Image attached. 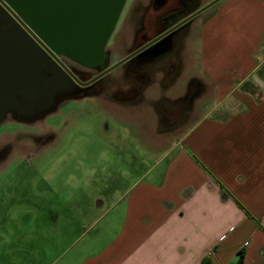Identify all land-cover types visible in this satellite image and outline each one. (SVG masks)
Returning <instances> with one entry per match:
<instances>
[{"label": "crops", "instance_id": "obj_1", "mask_svg": "<svg viewBox=\"0 0 264 264\" xmlns=\"http://www.w3.org/2000/svg\"><path fill=\"white\" fill-rule=\"evenodd\" d=\"M193 49L192 88L129 77L133 94L89 95L135 143H117L62 264H264V0L220 2ZM11 242L4 264H28V243Z\"/></svg>", "mask_w": 264, "mask_h": 264}, {"label": "rangeland", "instance_id": "obj_2", "mask_svg": "<svg viewBox=\"0 0 264 264\" xmlns=\"http://www.w3.org/2000/svg\"><path fill=\"white\" fill-rule=\"evenodd\" d=\"M209 1L188 2L183 12L161 21L159 18L179 6L180 0H165L157 7L153 0H125L104 49L107 52L104 67L118 62L144 36L155 35ZM222 1L184 25L172 57L166 58L177 63L176 76L182 77V83L189 77L190 88L196 66L195 35L202 21ZM142 26L144 33L137 31ZM68 67L83 80L100 70L84 71L70 64ZM135 71L126 62L121 63L107 72L92 91L109 95L129 89L128 93L133 94V80L129 77ZM167 72L160 68L152 70L154 81L146 86L147 92L162 93L165 85L161 79ZM87 94L62 99L52 109L31 119L7 113L0 124V264H4L5 247L11 240L13 248H18L17 253L28 243V264H62L85 242L83 236L72 244L68 239L78 233L77 226L87 227L89 219L84 209L101 190L107 173L105 167L116 172L115 163L111 164L117 156V143L129 147L135 143L128 127L117 125L110 118L102 98ZM54 237L58 238L55 245Z\"/></svg>", "mask_w": 264, "mask_h": 264}, {"label": "water", "instance_id": "obj_3", "mask_svg": "<svg viewBox=\"0 0 264 264\" xmlns=\"http://www.w3.org/2000/svg\"><path fill=\"white\" fill-rule=\"evenodd\" d=\"M4 1L16 15L12 18H18L23 25L10 16H0V124L7 113L31 119L60 100L84 92L99 77L162 43L172 30L219 0L210 1L87 83L79 81L56 55L85 66L100 64L102 68L107 59L103 50L125 0Z\"/></svg>", "mask_w": 264, "mask_h": 264}, {"label": "flooded vegetation", "instance_id": "obj_4", "mask_svg": "<svg viewBox=\"0 0 264 264\" xmlns=\"http://www.w3.org/2000/svg\"><path fill=\"white\" fill-rule=\"evenodd\" d=\"M153 1H154L155 7L161 6L165 2V0H153ZM188 2H193V0H180L179 6H175V7L171 8V9L167 10V13L165 15H163V17L161 16V18H159V20L162 21L163 20L162 18H168V17L173 16V15H175L177 13L180 14L181 12H183V9L182 8L184 7V4H187ZM203 6H201V7H203ZM201 7L195 8L192 11H189V12L185 13V15H183L184 16L183 19L186 18L187 16H190L191 14H193L194 12H196ZM0 16H6V17H9L10 16V18L12 20L15 19V21L18 22L21 26L23 25L22 22L18 18H12L13 16H16V15L13 13L11 7L4 0H0ZM183 19L181 18L178 21H176L175 23H173L171 25H168L165 29L160 30L158 33H156L153 36L151 34L149 36H146V37L144 36L142 38V40H140L139 43L137 45H135L133 47V49L130 50L127 53V55L130 54V53H132V52H134V51H136V50H138L142 46L146 45L152 39H154L155 37L159 36L160 34L166 32L172 26H174L175 24H177L178 22H180ZM188 22L189 21L183 23L179 27H177L174 30H172L171 31L172 34L170 35V37H168V39L165 38L162 43L161 42L158 43L157 45H155V46L151 47L150 49H148V51L143 52L144 51L143 50L140 53H138L137 55L132 56L129 60H127L126 63L129 64L134 70H136L134 72V75H132L130 78H137V79H139V82L141 81L143 83L152 82L154 80L153 77L151 76L152 75V70L157 69V68L165 69V70L168 71L167 72V76H165L164 78L161 79L162 81H164L165 78H167V80H168L172 76H175L176 77L177 72L175 70L176 69L175 68L176 67L175 65L177 63L175 61H173V60H167L166 58L167 57H172L171 54H172L173 50L176 48V46L179 43V39H178L179 38V35L183 31L184 25L187 24ZM143 28H144V26H142L140 29H137V31H140V32H143L144 33V31H146V30H144ZM103 54H106L107 55V52H104V50H103ZM56 59L62 65H64L66 68H68V70H70V72H72V74L79 81H81L83 83L89 82L91 79H93L98 74H100L102 72V70H104L105 68H107L109 66V65L108 66H105V67L103 66V68H100V64H97V65H94V66H85L83 64H80V63H78L76 61H73V60L67 58L64 55L56 56ZM159 62H161V64H158ZM69 64L71 66H73V68H76L78 66L79 67H82V68H84V71H86L87 69H90V68H96V69L99 68L100 70L95 75H93L92 77L83 80V79H81V77H80L79 73H77V71H72L68 67ZM135 74H137V75H135ZM104 75H102L95 82H93L91 84V87H89L88 89H86L84 92L82 91V92L78 93L74 97L80 96V95H85L87 93L89 95L92 94V93H94L92 90L96 86V83H98L100 80H102V78L104 77ZM95 92H97V91H95Z\"/></svg>", "mask_w": 264, "mask_h": 264}, {"label": "trees", "instance_id": "obj_5", "mask_svg": "<svg viewBox=\"0 0 264 264\" xmlns=\"http://www.w3.org/2000/svg\"><path fill=\"white\" fill-rule=\"evenodd\" d=\"M243 87L245 88V85H244ZM242 263H243V254L240 253V254H239V258H238L236 264H242Z\"/></svg>", "mask_w": 264, "mask_h": 264}, {"label": "built area", "instance_id": "obj_6", "mask_svg": "<svg viewBox=\"0 0 264 264\" xmlns=\"http://www.w3.org/2000/svg\"><path fill=\"white\" fill-rule=\"evenodd\" d=\"M56 56H59V55H56Z\"/></svg>", "mask_w": 264, "mask_h": 264}]
</instances>
